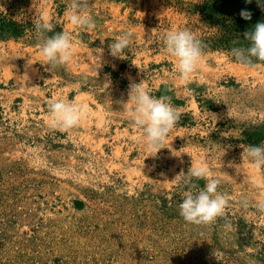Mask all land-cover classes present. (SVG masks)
I'll return each instance as SVG.
<instances>
[{"label":"rangeland","instance_id":"rangeland-1","mask_svg":"<svg viewBox=\"0 0 264 264\" xmlns=\"http://www.w3.org/2000/svg\"><path fill=\"white\" fill-rule=\"evenodd\" d=\"M90 3L93 29L70 23V0H0V264H264V168L243 152L264 147V62L229 52L264 22V0ZM45 16L74 38L72 60L51 70L33 28ZM178 28L205 46L187 83L163 43ZM124 32L131 47L113 57ZM140 82L182 114L155 157L128 115ZM57 98L86 108L76 127L52 126ZM202 160L229 201L210 225L179 215L173 180Z\"/></svg>","mask_w":264,"mask_h":264},{"label":"clouds","instance_id":"clouds-1","mask_svg":"<svg viewBox=\"0 0 264 264\" xmlns=\"http://www.w3.org/2000/svg\"><path fill=\"white\" fill-rule=\"evenodd\" d=\"M251 2L252 0H245V3ZM257 3L260 6V0H257ZM90 8V0H70V23L74 27L93 29L96 22L89 11ZM239 15L244 20H250L252 17V13L246 9H242ZM55 27L46 16L33 22L37 47L45 59L44 64L50 66L49 70L67 64L73 58V34L69 31L55 32ZM49 33L53 34L48 35ZM242 36V40L235 37L234 46L229 49L232 59L245 67L264 62V22H257L250 30L243 32ZM131 42L132 33L124 32L109 44L110 55L121 58L126 54V49L131 47ZM163 43L167 52L177 59L176 70L181 80L187 83L203 58L205 46L187 28L167 31L163 35ZM128 97V101L131 100L134 105L128 115L132 123L142 129V136L138 137L137 142L147 149L149 155L155 157L182 114L173 106L170 97L158 98L152 95L141 82L129 85ZM48 110L52 126L62 130L76 127L85 118L87 111L81 105L60 98L50 101ZM243 150L256 168H264V147L248 145ZM173 180L183 192V199L178 207L179 215L184 221L194 225H210L218 217L225 215L229 201L225 194L219 191L221 180L212 176L206 160L195 166L191 165L186 173L181 170ZM198 180L205 181L203 187L196 183ZM260 184L264 187V181ZM242 203L245 207L248 206L246 199ZM254 206L264 212V199L258 200Z\"/></svg>","mask_w":264,"mask_h":264},{"label":"trees","instance_id":"trees-1","mask_svg":"<svg viewBox=\"0 0 264 264\" xmlns=\"http://www.w3.org/2000/svg\"><path fill=\"white\" fill-rule=\"evenodd\" d=\"M4 20L1 21V24L3 23ZM10 23H12V21H10ZM3 26H5L4 24H2Z\"/></svg>","mask_w":264,"mask_h":264}]
</instances>
